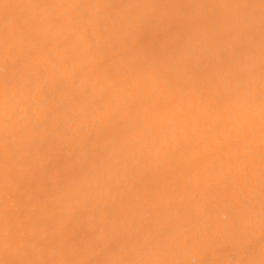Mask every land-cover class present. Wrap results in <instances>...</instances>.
Segmentation results:
<instances>
[{"label": "clouds", "instance_id": "1", "mask_svg": "<svg viewBox=\"0 0 264 264\" xmlns=\"http://www.w3.org/2000/svg\"><path fill=\"white\" fill-rule=\"evenodd\" d=\"M0 264H264V0H0Z\"/></svg>", "mask_w": 264, "mask_h": 264}]
</instances>
